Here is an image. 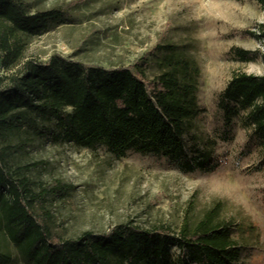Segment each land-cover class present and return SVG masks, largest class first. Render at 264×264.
<instances>
[{
    "label": "rangeland",
    "instance_id": "obj_1",
    "mask_svg": "<svg viewBox=\"0 0 264 264\" xmlns=\"http://www.w3.org/2000/svg\"><path fill=\"white\" fill-rule=\"evenodd\" d=\"M28 12L58 8L65 15L41 35L20 33L24 60L46 62L52 54L106 68L142 69L147 81L159 73L158 47L180 45L200 67L197 97L204 108L189 136L207 169L187 172L168 157L104 146L87 148L27 126L0 138L6 165L24 170L32 188L59 182L65 193L47 195L55 233L76 238L119 224L167 228L177 234L185 216L193 223L221 205L242 248L239 264H264V146L244 118L226 123L219 94L232 75H264V11L257 0H21ZM233 46L258 51L252 61ZM17 67L12 69L16 70ZM6 73L11 72L5 67ZM6 82V81H5ZM71 111V108H68ZM48 132V131H47ZM192 154V153H191ZM14 252L12 264H23ZM176 258L179 249L173 247Z\"/></svg>",
    "mask_w": 264,
    "mask_h": 264
},
{
    "label": "trees",
    "instance_id": "obj_2",
    "mask_svg": "<svg viewBox=\"0 0 264 264\" xmlns=\"http://www.w3.org/2000/svg\"><path fill=\"white\" fill-rule=\"evenodd\" d=\"M264 11V0H257ZM58 8L28 12L21 0H0V49L11 72L0 79V138L27 126L87 148L104 146L117 156L129 152L168 157L187 171L207 169L189 136L203 111L197 97L200 67L180 45L158 47L159 73L150 81L130 67L106 68L52 54L46 62L24 60L19 34L41 35L64 17ZM264 39V23L260 24ZM242 61L258 51L233 46ZM17 67L16 70L12 69ZM6 81V82H5ZM226 123L244 118L264 146V75L236 72L219 94ZM71 108V111H68ZM48 131V132H47ZM192 153V154H191ZM0 151V264H239L242 248L221 205L195 223L185 216L177 234L167 228L119 224L107 232L84 231L61 238L54 231L47 195L65 193L56 182L32 188L24 170L6 165ZM173 247L179 249L175 258Z\"/></svg>",
    "mask_w": 264,
    "mask_h": 264
},
{
    "label": "built area",
    "instance_id": "obj_3",
    "mask_svg": "<svg viewBox=\"0 0 264 264\" xmlns=\"http://www.w3.org/2000/svg\"><path fill=\"white\" fill-rule=\"evenodd\" d=\"M7 74L4 66V54L0 49V77Z\"/></svg>",
    "mask_w": 264,
    "mask_h": 264
}]
</instances>
